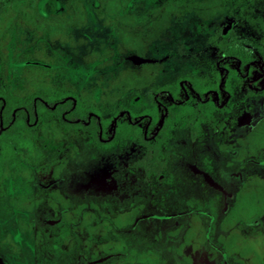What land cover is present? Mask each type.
Masks as SVG:
<instances>
[{"label":"rangeland","instance_id":"374dc122","mask_svg":"<svg viewBox=\"0 0 264 264\" xmlns=\"http://www.w3.org/2000/svg\"><path fill=\"white\" fill-rule=\"evenodd\" d=\"M224 1L39 0L32 15L35 25L10 14L0 21L5 77L26 91L65 85L99 109L127 105L135 90L143 95L150 86L172 82L197 67V60L209 54L205 40L215 28L240 23ZM256 8L251 23L264 25V4ZM76 21L79 27L72 25ZM47 25L55 30L47 32ZM26 63L37 67L29 70ZM43 133L51 137L37 139V167L5 183L0 264H123V253L137 250L126 245L156 244L153 235L163 234L164 224L175 219L182 227L192 222L195 231L199 226L193 218L208 213L189 196L172 192H161L166 201L155 212L142 188L106 186L116 178L117 161L89 150L77 135L60 136L54 125ZM258 181L252 183L258 186ZM248 189L243 193L248 202L234 209L230 227L236 247L251 249L255 263L264 264V228L249 224L261 205L251 204L259 199L253 192L257 188ZM153 213L163 217L149 223L144 215ZM163 259V264H185L179 258L173 261L168 252ZM236 260L242 262L241 257Z\"/></svg>","mask_w":264,"mask_h":264},{"label":"flooded vegetation","instance_id":"af4514ba","mask_svg":"<svg viewBox=\"0 0 264 264\" xmlns=\"http://www.w3.org/2000/svg\"><path fill=\"white\" fill-rule=\"evenodd\" d=\"M227 2L229 15L240 23L215 28L207 36L205 47L209 54L197 60V67L185 71L172 82L150 86L143 95L135 90L127 105L115 103L109 109H99L82 100L86 106H92L106 116L121 107L106 135L114 132L116 119L126 116L130 121V112H133L132 124L141 128L147 141L155 140L169 109L174 113L181 106L190 108L193 111L188 112L187 117L197 113L195 121L184 122L172 115L168 125L172 128L164 131L170 144L171 160L169 169L159 174L158 179L144 177L139 162V144L122 151L101 150L88 142L87 134L67 130L57 123L54 125L57 132H61L60 136L63 133L77 135L89 150L112 162L117 161L116 178L112 183L109 175L106 186L111 183L121 190L142 188L147 205L155 212L157 206L166 201L161 192H172V196L187 195L191 203L208 212L205 217L193 218L194 224L199 226L195 231L191 230L192 222L182 227L175 219L164 224L163 234L153 235L152 241L156 244L144 242L143 248L137 242L133 248L126 245L128 250H137L135 254L123 253V264L129 261L139 264L142 255L148 257L149 264H163L166 252L171 254L173 261L179 258L185 264H256V254L251 249L236 247L230 220L234 209L248 202L243 193L249 187L248 190L257 188L252 190L259 199H254L251 204H260L261 213L249 224L259 225L260 230L264 228V25L251 23L256 5L264 4V0L224 1ZM222 35L231 36L232 55L221 53ZM69 98L72 99H66ZM144 110H150L151 114L142 113ZM92 116L99 121L94 112H89L88 118ZM194 125L197 126L195 136ZM101 134L99 125V140L107 143L112 139L109 134L102 139ZM125 155L128 160H124ZM182 164L186 166L182 167ZM254 180H259L258 186L252 183ZM131 181L133 185L129 184ZM197 211L201 212L200 209ZM153 214L144 215L149 223L163 217ZM139 219L137 216L134 224ZM39 257L37 255V259ZM238 257L242 262L236 260Z\"/></svg>","mask_w":264,"mask_h":264},{"label":"trees","instance_id":"16d2710c","mask_svg":"<svg viewBox=\"0 0 264 264\" xmlns=\"http://www.w3.org/2000/svg\"><path fill=\"white\" fill-rule=\"evenodd\" d=\"M39 0H0V21L10 15H18L31 25H35L32 15L37 14V4ZM255 1V0H254ZM77 10L79 11L80 9ZM254 8V6L252 7ZM80 18V17H79ZM74 27L80 26V21L72 24ZM47 32L51 33L55 28L47 25ZM8 32H12V27ZM231 36L222 35L220 40V51L223 55H232L230 45ZM26 58L25 55H22ZM2 52L0 51V206L2 201L7 198V187L5 183L24 172H30L31 168L37 167L40 163V152L37 150V139L44 137L43 130L50 128L56 123L67 130L81 131L88 135V142L101 150L128 149L136 144L141 146L140 167L146 179L156 180L159 174H163L169 169L171 149L167 142L164 131L171 130L169 121L172 115L177 117L179 122L195 121L197 113L194 116L187 117L190 108L183 106L172 112L169 109L167 118L162 128L159 130L154 141H147L136 124H132L135 117L130 112L131 120L126 116L119 117L115 121L114 132L109 134L112 139L107 142H101L98 138L99 125L101 127V138L108 137L106 131L112 126V119L121 109L113 110L109 116L101 111L86 106L85 103L72 93L65 85L54 86L47 85L31 89L30 91L14 88L11 81L5 77ZM26 68L34 70L35 64L26 63ZM45 71H51L49 67H42ZM72 97V99H66ZM66 99V100H65ZM94 112L95 116L88 118V113ZM142 113L151 114L150 110H144ZM85 122H88L85 124ZM99 123V124H98ZM197 126H193L194 136L197 133ZM51 134L47 136L50 138ZM46 140V138L44 139ZM47 141V140H46ZM126 264H134L129 261ZM139 264H149L147 256H140Z\"/></svg>","mask_w":264,"mask_h":264},{"label":"water","instance_id":"95a60500","mask_svg":"<svg viewBox=\"0 0 264 264\" xmlns=\"http://www.w3.org/2000/svg\"><path fill=\"white\" fill-rule=\"evenodd\" d=\"M136 61V60H135ZM136 62H139V60H137Z\"/></svg>","mask_w":264,"mask_h":264}]
</instances>
